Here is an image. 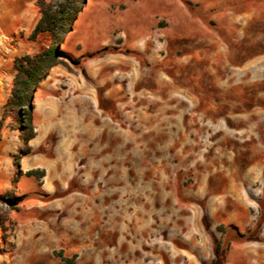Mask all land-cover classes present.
Masks as SVG:
<instances>
[{
    "label": "rangeland",
    "instance_id": "rangeland-1",
    "mask_svg": "<svg viewBox=\"0 0 264 264\" xmlns=\"http://www.w3.org/2000/svg\"><path fill=\"white\" fill-rule=\"evenodd\" d=\"M36 3L0 0V264H264V0H82L25 144Z\"/></svg>",
    "mask_w": 264,
    "mask_h": 264
},
{
    "label": "trees",
    "instance_id": "trees-1",
    "mask_svg": "<svg viewBox=\"0 0 264 264\" xmlns=\"http://www.w3.org/2000/svg\"><path fill=\"white\" fill-rule=\"evenodd\" d=\"M82 0H37L39 19L29 39L48 38L49 46L33 55H22L13 60L15 74L12 88L6 99L4 109L13 113L17 121V130L27 144L34 138L32 97L36 86L44 79L47 70L55 66L58 51L55 45L70 28V22L80 12ZM25 153L21 154H26ZM18 163H16L17 165ZM39 171L29 170L27 176H39Z\"/></svg>",
    "mask_w": 264,
    "mask_h": 264
},
{
    "label": "bare ground",
    "instance_id": "bare-ground-1",
    "mask_svg": "<svg viewBox=\"0 0 264 264\" xmlns=\"http://www.w3.org/2000/svg\"><path fill=\"white\" fill-rule=\"evenodd\" d=\"M164 55H171L170 50L166 47V43L164 45ZM215 55H219V52H217Z\"/></svg>",
    "mask_w": 264,
    "mask_h": 264
}]
</instances>
